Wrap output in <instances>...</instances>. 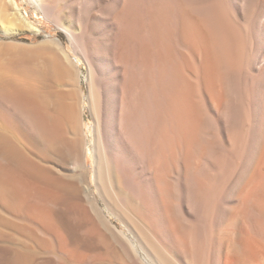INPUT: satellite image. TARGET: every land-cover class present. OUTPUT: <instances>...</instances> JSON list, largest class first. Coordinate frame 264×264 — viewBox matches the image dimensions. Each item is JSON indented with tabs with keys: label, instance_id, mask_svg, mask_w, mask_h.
I'll list each match as a JSON object with an SVG mask.
<instances>
[{
	"label": "bare ground",
	"instance_id": "bare-ground-1",
	"mask_svg": "<svg viewBox=\"0 0 264 264\" xmlns=\"http://www.w3.org/2000/svg\"><path fill=\"white\" fill-rule=\"evenodd\" d=\"M40 1L45 7L52 5L46 2L50 0ZM120 1L111 6L109 0H101V15L91 13L92 22L99 16L104 21V47L85 39L98 33L82 26L90 9L78 11L79 35L70 27L65 32L88 68L99 197L130 236L104 213L83 177L84 93L70 54L55 42L50 48L0 44L7 53L0 59V102L14 109L27 132L26 143L38 150L36 155L26 147L28 154L16 145L15 137L0 132V160L12 168L0 169V199L18 204L39 199L42 206L29 207L45 220L52 219L49 205L68 206L86 221V237L91 235L102 248L90 264H264V55L258 56L264 48L250 57V30L241 25L234 29L232 23L241 19L235 12L229 21V13L226 19L221 9L227 27L216 17L218 39L222 34L228 42L211 40L218 50L212 51L204 31L211 33L212 19L197 20L202 7L193 0H175L171 7L162 0H147L143 14L132 1L138 10L132 19L123 8L129 0ZM8 2L10 22L31 27L15 0ZM112 20L119 24L115 34ZM256 23L264 30V15L257 14ZM256 70L261 80L250 75ZM8 118L4 117L14 127ZM49 157L68 166L52 173L41 163ZM54 230L64 244L59 227ZM198 233L201 247L194 252L187 250L190 246L181 249L186 253L181 261L172 246L184 247ZM166 235L175 243L171 245ZM86 240L82 243L87 245ZM22 248L12 258L15 264L28 259Z\"/></svg>",
	"mask_w": 264,
	"mask_h": 264
},
{
	"label": "rangeland",
	"instance_id": "rangeland-1",
	"mask_svg": "<svg viewBox=\"0 0 264 264\" xmlns=\"http://www.w3.org/2000/svg\"><path fill=\"white\" fill-rule=\"evenodd\" d=\"M44 1H46V0H44ZM50 1L51 2H49V1H46V2H48L52 5L45 7L40 0H15L16 4L21 9L23 15L31 24V27L27 28V27L23 26V23H21L18 20L16 22L14 21L15 24L13 22H10V21H12V18H10L11 14H9V12L12 13V10L10 8L9 2H8V0H0V11L2 10V12H0V13H1V15L3 13V15H4V16L2 15L3 17L6 16L5 18H3L1 16V19H0V44L17 43V44H25V45H29V46H35V47L41 46L43 48H44V46H46L47 48H50V47H52V44L50 42H52V43L55 42V43L61 44L64 47V49L70 54L73 62L75 63V66L79 70V79L80 80H78L79 81L78 84H79V87L81 86L80 89L84 93V95L82 96V99H81L84 107H83L80 115L82 116L81 117L83 120V126L82 127H83V130H84L86 138H87V145L85 148V155H84V158L86 159V165H87V171L86 172L87 173L85 172V174H83V177L87 181L89 180L90 186L93 189L95 195L97 196L99 206L104 211V213L111 219L112 223L114 225H116L119 230H121V231L124 230V232L130 236V233L126 230V228L124 227L121 220L119 221V219H117L116 217H114L112 214H110L107 211L104 201H102V198L99 197L100 193L97 190L98 187H96L97 184H96L95 175H94L95 171H96V163H95L96 158L94 156L95 155L94 154L95 153L94 152L95 121H94V118H93V115L91 113L90 106L88 103V95H89V92H88L89 91L88 90V78H89L88 68H87V65L85 64V62L83 61L82 57L74 51L72 44L70 43V40L68 38V35L65 32L66 31L65 29H68V27H70L71 29L73 28L74 33L78 34L81 30L80 28H82L81 27V24H82L81 21L82 20L79 21L78 15H77L78 11L83 10L86 12L90 9L89 10L90 13L86 12V15L88 16V17L86 16V18H88V19L85 18L86 21L84 20V22H83L84 24H82V26H86V27L88 26L89 29L94 28L95 30L93 32H98L99 34L94 33V35H91V37H89V38L85 37V39L92 40V42L94 41V43H96V41H97V43H100V39L101 40L103 39V43H104V39H105L104 35L105 34H102V33H103V31L105 33V27L103 28V26H104L103 25L104 24L103 19L101 18L102 20H100V18H99L100 16L97 18V20H95V22H92L93 19H91V15H92L91 13H96L97 15H101V12L103 10L102 9L103 4L101 3V0H50ZM132 1L136 2L138 4L139 8H142L139 11L141 14L144 13V11L146 10V7L148 8V5H146L147 0H140L139 2H137L138 0H129L128 2L130 4L128 5V3H127L123 8L126 9L127 17H129L131 19H132L131 16L137 15L136 12H138V10H135L136 7L135 8L132 7L133 6L132 4H134V6H136L137 4L133 3ZM162 1H160V3H164V1H165L166 4L171 7L172 3L175 0H170V1L169 0H162ZM109 2L111 4V6H115L116 0H109ZM168 2H170V3H168ZM193 2H194V5H196V6L198 5V6L202 7V8L200 7L201 11L198 12V17L195 14V18L197 20L199 19V17L201 18L204 16H205L204 18H206L207 20L212 19V21H209V29L213 28L211 30V33L208 32L207 29L204 30L205 32L208 33L209 41H210L209 44L211 46L212 51L215 48L217 50V46H215V48H213L214 46H212V41L214 43L215 38L217 39L216 41H221V38H222L223 40L225 39L224 40L225 42H228L227 37L226 38L224 36L222 37V34H221V36H219V39H218L217 33L215 32V29H214V27L217 26L218 27L217 32H218V30H219L218 24L220 25V22H221V24H224L225 27H227L229 25L228 21L224 20V22H222L223 19L221 18L222 17L221 9H222V12H223V9H225V13L223 15L224 16H225V14L227 15V17L225 16L226 19H228L227 13H229V19H228L229 21H231L230 15L233 14L234 12L237 14V16L239 15L238 19H240V17H241V19H240L241 21L238 20L236 23H234L232 20L233 25L232 24L231 25L233 27L238 25L236 28H239V27L241 28V26L242 27L247 26L249 28V30H250L249 31V33H250L249 38L251 39L250 40V42H251V56L250 57L251 58H254L255 55L258 54V51L261 50V47L264 48V30L261 27H257V26H259V24L256 23L257 14H259L261 17L264 15V6H263L264 0H205V1L204 0H193ZM143 3H144L145 7L143 6ZM92 4H93V6H92ZM119 4H121V1L119 2ZM141 4H142V6H141ZM128 6H129V10H127ZM86 7H88V8H86ZM216 9H217V12H216ZM131 10L133 12H135V14L131 13L132 12ZM71 11H73V12H71ZM74 11H76V12H74ZM219 11H220V14H219ZM254 12H255V14H254ZM88 13L90 16L88 15ZM129 13H131V14H129ZM199 13H201V15H199ZM215 13H217V14H215ZM239 13H241V14H239ZM218 14H219V16H218ZM243 14H244V16H243ZM8 15H10V17ZM216 17L217 18L220 17L221 21L219 22V20L216 19ZM76 19H78L77 20L78 22H76ZM120 19L122 22V17ZM130 20H128V27L129 28L132 26L129 22ZM242 20H244V21L242 22ZM114 21L112 20L113 23L111 22L113 27L110 26L113 29L112 30L113 33H114V31L118 32V29H115V28L119 27V24L116 21H115L116 22L115 23ZM213 22H214V24H213ZM241 22H242V24H241ZM78 23H80V24H78ZM211 23L213 24V27H212ZM89 26H91V27H89ZM94 26H96V27H94ZM121 27L122 26L120 25V29H121ZM236 28L234 27V29H236ZM78 29H80V30H78ZM226 32H227V30H226ZM103 36H104V38H103ZM45 43L46 44L48 43V44L43 45ZM103 43L101 41V43L99 44L100 47H104V46H101ZM99 45L96 44L98 49H100ZM226 45L228 46L227 43L225 44V46ZM263 50H261L262 53L259 52L258 56L264 55ZM99 51H101V49ZM6 54H7L6 52L1 51V49H0V59L6 57L7 56ZM258 73H259V71L256 70L253 72V74L251 73L250 75L253 76L255 74L257 76V78H260V80H261L262 79V76L260 75L261 73L260 74H258ZM252 76H250V78ZM250 78L248 77V83L251 85L252 81L249 82ZM252 85H253V87H257L255 80L253 81ZM258 93L259 92H257V94ZM0 103H1L0 104V108H1L0 112H2L3 114L7 112L6 114H4V116L2 114H0V118H1L0 120H3V121H0V123L2 122L0 125V132H3L4 134L8 133L12 137H15V139H14L15 143L21 150L30 154L28 152V149H26V147H28V148L30 147L29 150L33 148L31 150V152H33L37 155V153H38L37 148L32 147V146L28 145V143H26L27 141L25 138H26L27 132L24 131V129H23L24 127L20 123V120L15 115H13L14 109H12V108L9 109L6 105V103L5 104H2V102H0ZM8 116H9V118H8ZM10 116H11V118H10ZM4 117L10 119L15 124V126L10 127V125L6 121L7 119L5 120ZM18 123H20V124H18ZM19 127H21V128L23 127V128L21 129ZM19 129H21L22 132ZM14 131H15V133H14ZM24 133H26L25 136H24ZM17 135H18V137H17ZM18 142H20V143H18ZM31 156L34 157L32 154H31ZM56 158L55 157H49V158L44 159L41 163H43L42 165L44 167H46V169H48L52 173H57V171H59L60 168H62V167L64 168V166L65 165L68 166V164L65 163V161H63V160L58 159V157H56ZM7 163H8L7 161L0 160V169H5V170L12 169L10 167L11 165H8ZM127 168H129V167H127ZM77 173H79V171H77ZM182 194H183V192H182ZM182 194H181V200L183 201V197H182L183 195ZM35 201L37 203H33ZM14 203L16 205H14ZM30 204L42 206V202L39 199H34V198L28 199L25 204L24 203L18 204V203L13 202V201H4V200L0 199V260H2L0 262V264L2 262H3V264H15L14 259L12 260V258L14 257V254L17 253L18 250H20L22 247H23L22 250H25L26 253L28 254V257H27L28 259L25 260L26 262H24V264H73L74 262H75V264H83L84 262H85L84 264H90L89 259L92 258L95 254H98L100 252V250H102V248H100L101 246L98 245V243L91 237V235L89 238L86 237L88 235L86 221H83V220H81V218L74 215V213L68 209V206L66 207V206H62V205H60V206L49 205L47 207V209L49 210L52 219L51 220H45L39 214H37L36 212H33L30 209V207H29ZM181 216L183 218L182 214H180L179 217L181 218ZM181 222H182V224L181 223H179V224H181V226H182L183 221H181ZM57 226L59 227L60 232L62 233L61 238L64 240V242H63L64 244H62L59 241V238H58V236L54 230V228ZM83 226H86V229H84L83 231H80V229L82 230V228H85ZM181 233L183 235L182 231H181ZM181 233L178 234V237H180V239H183V236L181 235ZM200 234L201 233L196 234V236H195L196 240H194V242H193L194 237H193V239H189V240L187 239L190 243L192 240L191 244L186 240L188 242V244H190V245L186 244L187 246L184 245V247H183V243H182L181 246H180V244L179 245L174 244V246H172V249L175 250V254L180 252L179 254H176V255L177 256L180 255V256H178V258L180 260L182 259L181 261H183V256L186 255V253L184 254V252H182L183 250H185L184 248H187L190 246L187 250H191V252H194V250L198 251V248L201 247L202 241H201V236L199 237ZM167 237H168V235H166V239L168 240L170 236L168 238ZM85 238L89 239V240H86ZM197 238L199 241L198 243H197ZM76 239H77V241H76ZM78 239H80V240H78ZM83 240H84V242H85V240L88 241L87 245L82 243ZM75 241L80 245L75 243ZM78 241H81V242H78ZM168 241L170 242V244H171V241L175 243V240H173V238H171V237ZM57 242H58V244H57ZM93 242H96V243H93ZM74 243L76 244L75 246H74ZM73 247H75V248H73ZM177 247H178V249H177ZM95 248L96 249L98 248V250H96V251L93 250ZM76 249L77 250L81 249L82 251L80 250L78 252H82V253L78 254ZM181 249H183V250L181 251ZM72 251L74 252L73 254H72ZM93 251L95 253H93ZM75 252H76V254H75ZM84 252H85V254H84ZM82 254H83V256H82ZM76 255L80 256V257H77ZM74 256L78 259H75V260L71 259V257L74 258ZM84 258L85 259L88 258V259H86L87 263L84 260ZM82 259L84 260V262H82L83 261ZM78 261H81V262H78Z\"/></svg>",
	"mask_w": 264,
	"mask_h": 264
}]
</instances>
